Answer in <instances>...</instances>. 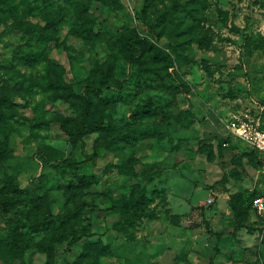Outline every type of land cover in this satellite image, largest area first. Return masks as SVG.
Returning <instances> with one entry per match:
<instances>
[{
    "label": "rangeland",
    "instance_id": "rangeland-1",
    "mask_svg": "<svg viewBox=\"0 0 264 264\" xmlns=\"http://www.w3.org/2000/svg\"><path fill=\"white\" fill-rule=\"evenodd\" d=\"M243 114L264 0H0V264H264Z\"/></svg>",
    "mask_w": 264,
    "mask_h": 264
},
{
    "label": "built area",
    "instance_id": "built-area-1",
    "mask_svg": "<svg viewBox=\"0 0 264 264\" xmlns=\"http://www.w3.org/2000/svg\"><path fill=\"white\" fill-rule=\"evenodd\" d=\"M228 128L257 158L264 177V123L262 118L249 114L235 115L229 121ZM252 209L259 216L264 217V193L253 198Z\"/></svg>",
    "mask_w": 264,
    "mask_h": 264
},
{
    "label": "trees",
    "instance_id": "trees-1",
    "mask_svg": "<svg viewBox=\"0 0 264 264\" xmlns=\"http://www.w3.org/2000/svg\"><path fill=\"white\" fill-rule=\"evenodd\" d=\"M142 19V18H141ZM143 20V19H142ZM141 41V38L140 37H138V36H135V37H132V38H130L128 41H127V43H126V45L129 47V48H131V49H135V47H136V44L138 43V42H140ZM147 44L148 45H150V46H153L154 45V43L152 42V41H147ZM168 65H169V67H173V63H172V61L170 60V58H168ZM107 87H108V85H107ZM90 91H93V92H95L96 94H98V95H102L103 93H104V91H103V89L102 88H100V87H98V86H96V85H92V86H89V88H88ZM251 155H253L254 156V154L251 152L250 153ZM95 157H96V155L91 159V160H85V161H82V162H77V163H73V165L74 166H82V167H84V166H86L89 162H91V161H94V159H95ZM255 157V156H254ZM255 159H256V161H257V158L255 157ZM257 163H259L258 161H257ZM258 196V195H257ZM253 200V199H252ZM251 205H252V201H251ZM252 207V206H251ZM106 212H116V211H120V207H115V206H113V207H111V208H109V209H107V210H105ZM68 218L67 217H61V216H49L47 219H46V221L47 222H51V221H57V222H64V221H66Z\"/></svg>",
    "mask_w": 264,
    "mask_h": 264
}]
</instances>
